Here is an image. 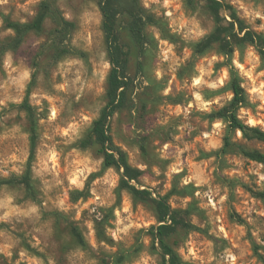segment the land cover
I'll return each mask as SVG.
<instances>
[{"label": "rangeland", "instance_id": "obj_1", "mask_svg": "<svg viewBox=\"0 0 264 264\" xmlns=\"http://www.w3.org/2000/svg\"><path fill=\"white\" fill-rule=\"evenodd\" d=\"M49 1L72 24L59 32V16L49 15L39 30L27 31L17 46L12 45L14 31L7 22H31L40 0L0 4V100H5L0 105V171L20 166L19 160L7 167L3 161L26 151L25 170L30 122L19 104L32 72L35 81L27 99L36 133L31 162L34 197L21 184L0 186L6 185L15 195L16 206L35 203L41 212L38 223L15 217L0 222V230L20 241L12 249L10 261L0 255V264H15L20 249L44 264L49 259L55 264H163L158 242L150 235V226L157 223L154 198L158 193L167 194L172 207L185 211L182 216L189 224L178 225L166 238L185 264H216L210 257L218 259L226 249L240 256L236 264H264L254 250L257 245L258 253L264 256V203L254 196V191L264 190V181L253 171L259 169L264 174V168L259 167L264 164L248 159L239 149L243 146L264 152V142L230 131L225 121L209 116L231 99L230 64L247 99L237 109L238 117L264 131V19L245 14L231 0H221L230 5L221 15L234 21L229 14L232 11L235 29L238 21L244 26L240 34L249 30L263 38L258 45L246 42L235 46L229 58L217 44L203 51L196 48L215 24L204 0H139L153 17L144 29L148 41L141 55L126 19L119 21V36L127 50V73L133 84L125 105L111 117L110 133L113 142L125 151L128 163L142 170L131 181L151 192L142 199L121 186V169L103 166L97 144L78 146L106 102L110 71L96 1ZM243 2L251 5L249 13L264 9V0ZM201 32L203 35H198ZM7 54L11 56L10 68L5 66ZM138 59L142 61L139 73ZM25 68L30 74L21 90L13 81ZM17 97L19 103L15 102ZM56 109L58 114L50 120ZM69 125L76 126L78 139L66 144L68 136L62 132ZM14 127H19V132H13ZM23 134H27L26 140ZM226 136L231 145L221 152ZM53 144L60 154L56 161L59 171L36 176L34 169H39ZM73 149L79 155L69 156ZM85 155L89 168L97 159L102 163L96 171L87 172L83 188L77 189L69 177L75 172L80 179ZM47 166L52 168L51 160ZM11 175L16 174L10 172L8 177ZM56 179L61 180L60 185H55ZM44 181L55 186L45 191ZM65 194L66 212L57 206ZM36 226H45L43 234L33 231ZM71 226L81 232L82 243L72 235ZM36 240L40 244L33 247Z\"/></svg>", "mask_w": 264, "mask_h": 264}, {"label": "trees", "instance_id": "obj_2", "mask_svg": "<svg viewBox=\"0 0 264 264\" xmlns=\"http://www.w3.org/2000/svg\"><path fill=\"white\" fill-rule=\"evenodd\" d=\"M101 14L102 30L106 45V55L110 64V71L107 77L106 102L100 109L98 116L93 120L89 131L78 141V146L86 148L92 144H97L103 158V166H114L121 169L120 184L126 188L132 195L139 198H148L151 192L145 188H138L131 184L136 180L142 170L131 166L126 158L125 151L116 145L110 133V120L116 110L122 108L127 100V92L132 87L133 80L127 73V50L121 42L118 30V23L122 18L126 19L127 30L138 48L141 55L147 45V36L145 26L153 21L152 15L147 13L140 5L139 0H95ZM194 0H188L193 2ZM205 6L214 19L213 30L197 42L196 48L203 51L212 44H217L220 52L229 58L234 47L239 44L252 43L258 45L263 42L261 35L249 30L240 34L244 26L238 21L235 29L234 21L236 15L230 11V16L234 21H227L222 15L221 10H230V5L221 0H204ZM49 15L59 16V32H62L72 23L59 15V10L54 7L49 0H40L38 11L31 22L21 23L18 21H8L7 27L14 31L12 45H19L23 36L29 30H39L46 17ZM264 54V51H261ZM228 62V61H227ZM142 70V61H137V72ZM230 88L232 96L230 101L212 111L211 118H220L227 123L230 131H240L246 138H255L264 142V131L256 126L248 125L237 115V109L246 104L247 99L245 91L240 84L239 78L232 65L229 64ZM35 81V72H32L29 82L26 86V95L19 106L24 109L29 116V152L26 161L25 170L22 175H11L8 178H1L0 185L3 184H21L25 191L34 197V190L31 180V162L34 156L36 146L35 122L33 120V109L27 99L31 86ZM231 145L228 137L224 138L219 151L224 152ZM241 153L248 159L264 164V152L256 149H247L239 147ZM254 196L260 198L264 203V190L254 191ZM167 194H157L154 198L157 223L150 226V235L153 241L158 242L160 256L163 264H185L179 257L173 246L167 242V236L176 230L178 225L187 226L189 223L184 220L183 209L172 207L167 200ZM234 216H237L233 214ZM240 220V217H237ZM71 233L79 242H83L81 232L75 226H71ZM257 245L254 250L259 259L264 263V256L258 253Z\"/></svg>", "mask_w": 264, "mask_h": 264}, {"label": "clouds", "instance_id": "obj_3", "mask_svg": "<svg viewBox=\"0 0 264 264\" xmlns=\"http://www.w3.org/2000/svg\"><path fill=\"white\" fill-rule=\"evenodd\" d=\"M232 3L237 5L239 8L245 10V14H254L255 16H260L262 19H264V9L258 10L255 13H249V9L251 8V5H246L243 0H231ZM8 3V0H0V4H6ZM147 6V5H146ZM21 7H24L21 5ZM26 10V9H25ZM70 18V17H67ZM2 23V22H0ZM9 33H11V30H8ZM198 35H203V33H198ZM5 66L6 68L11 67V56L10 54H7V59L5 60ZM12 71H17L16 69H11ZM30 70L25 68L19 71V74L17 78L13 81L19 89L24 88V82H26L29 78ZM264 75V73H262ZM215 87V85H213ZM7 99V98H6ZM199 99V97H197ZM16 103L20 102V98L17 97L15 99ZM38 103V101H36ZM5 104V100H0V105ZM59 109H56L53 116H50L49 119H55V115L58 114ZM87 119V117H86ZM43 123V121L41 122ZM13 132H19V127H14ZM62 135L68 136V139L64 141L66 144L73 143L75 139H78L77 135V128L75 125H69L68 129L62 132ZM23 138L26 140L27 134H23ZM45 147H48L47 145ZM73 154L79 155L78 150L73 149L71 152L68 153L69 156H72ZM59 152L56 151V146L53 144L51 147H48V152L45 155V158L41 160L39 169H34V173L36 176L43 177V175L49 173L53 169H55L57 172L59 171V167L56 163V161L59 159ZM27 153L26 151L23 152L21 155H10L7 159L3 161L5 167L8 166V164L12 163L13 161L19 160L20 166L11 167L8 171H0V177L8 178L10 172L15 173L17 176L22 175L23 173V162L24 159H26ZM51 160L52 168L50 169L47 166V161ZM84 164L83 174L81 175L80 179L76 178V173L72 172L70 175L71 184L74 185L77 189L83 188V180L86 178V174L89 171H96L98 169V166L102 163L101 159H97L92 162L93 166L91 168L88 167L89 163V157L88 155H85L83 157V160L81 161ZM237 163H241V161H236ZM71 167V165H70ZM260 168H264V165L259 166ZM111 171V170H109ZM253 171L256 172V174L259 176V179L261 181H264V174H261L259 169H253ZM187 181H185L186 183ZM45 184V191L50 190L51 187L55 185H60L61 180L56 179L55 185L49 184L48 181H44ZM226 195V193H225ZM15 195L7 191V186H0V222H9L12 218H16L17 220H22V218H28L34 223H38L40 220L41 212L40 208L35 203H29L25 208L18 207L14 204ZM67 199L66 194L62 199H60L57 202V206L61 208L63 211H67V207L65 206V200ZM98 199V197H97ZM94 202V201H91ZM43 227L45 226H36L34 227L33 231L38 234H43ZM221 231H223V228H221ZM242 234V233H241ZM255 235V233H253ZM0 238L3 239V242H0V255H3L5 258H7L9 261L11 260V257L13 255L12 249H14L19 243V238H14L11 234L6 232L5 230H0ZM261 242V241H258ZM40 244L39 240H36V243L33 244V247H37ZM40 251H43V248L39 249ZM187 259V256L184 257ZM211 259L216 260V264H236V261L240 259L239 255H233L231 249H226L224 252L219 254V258L216 257H210ZM22 262H26V264H44L43 260H40L37 257L31 256L26 250L20 249L19 251V259L15 262V264H22ZM47 264H55V261L52 259H49Z\"/></svg>", "mask_w": 264, "mask_h": 264}]
</instances>
